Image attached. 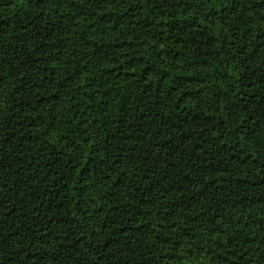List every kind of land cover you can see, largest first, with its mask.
I'll return each mask as SVG.
<instances>
[{
  "label": "trees",
  "instance_id": "1",
  "mask_svg": "<svg viewBox=\"0 0 264 264\" xmlns=\"http://www.w3.org/2000/svg\"><path fill=\"white\" fill-rule=\"evenodd\" d=\"M0 264H264V0H0Z\"/></svg>",
  "mask_w": 264,
  "mask_h": 264
}]
</instances>
